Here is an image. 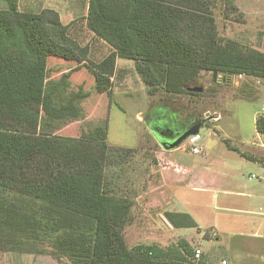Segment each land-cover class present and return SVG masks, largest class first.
Returning <instances> with one entry per match:
<instances>
[{"label": "trees", "instance_id": "trees-1", "mask_svg": "<svg viewBox=\"0 0 264 264\" xmlns=\"http://www.w3.org/2000/svg\"><path fill=\"white\" fill-rule=\"evenodd\" d=\"M4 1L0 249L30 248L46 240L53 255L63 254L73 264H192L184 255H189L187 246L162 250L126 244L122 231L133 200L124 190L107 191L119 177H109L105 170L106 123L78 138L55 134L81 118L79 101L88 92L69 89L68 72L48 76L47 61L57 57L82 65L83 48L68 37V26L54 9L33 13L19 10L16 0ZM212 1L88 0L87 29L112 47L91 68L95 90L112 95L109 78L116 58L133 60L146 85L161 87L172 97L193 93L186 88L203 70L220 73L224 81L237 74L264 76L262 52L220 42L208 5ZM254 126L264 135L263 116ZM164 217L175 228H199L187 212L165 211Z\"/></svg>", "mask_w": 264, "mask_h": 264}, {"label": "rangeland", "instance_id": "rangeland-1", "mask_svg": "<svg viewBox=\"0 0 264 264\" xmlns=\"http://www.w3.org/2000/svg\"><path fill=\"white\" fill-rule=\"evenodd\" d=\"M87 2L16 0L22 11H57L61 22L68 26V37L86 55L82 65L57 57L47 61L48 76L58 78L68 72L69 89L88 92L79 101L81 118L68 122L55 134L78 138L105 122V170L107 176L116 173L119 177L107 191L124 190L127 196L130 187L132 193L140 191L139 195L143 189L148 191L145 199L149 205L130 208L122 231L126 244L130 247L152 241L162 250L187 246L190 252L184 255L192 264H213L221 259L228 264H264V226L260 227V236L249 235L258 222L264 224V135L256 132L254 126L264 105V76L231 75L224 81L220 73L203 70L189 84L202 87V91L172 97L161 87L146 85L133 60L116 58L114 75L109 78L112 95L99 93L94 88L91 68L112 47L87 29ZM5 4L0 0V8ZM208 5L221 43L233 41L264 54V0H213ZM154 119L152 127L150 122ZM189 122L202 123L198 143L203 149L199 154L192 153L185 140L174 149H165L154 136L153 131L163 126L177 127ZM121 154L124 158L117 159ZM194 163L196 168L191 167ZM191 170L193 173L189 174ZM213 170L228 174L212 178ZM165 172H181L184 181L203 180L210 188L192 191L176 187L172 191L169 187V194L175 198L178 194L183 202L160 205L168 199L166 188H161L168 183ZM139 197L135 204L143 203L144 196ZM165 210L187 212L195 219L199 228L190 230L198 238L192 246L180 240L177 245L167 242L171 235L164 229ZM26 247L22 244L23 249H0V264H73L63 254L53 255L46 240ZM195 248L201 250V256L193 261Z\"/></svg>", "mask_w": 264, "mask_h": 264}, {"label": "crops", "instance_id": "crops-1", "mask_svg": "<svg viewBox=\"0 0 264 264\" xmlns=\"http://www.w3.org/2000/svg\"><path fill=\"white\" fill-rule=\"evenodd\" d=\"M116 62H118V61H116ZM191 167H195L196 168L197 165L194 163V165H192ZM191 173H193V170H191L189 174H191ZM220 174L227 175L228 173L227 172L225 173V172H220V171H214L213 170V171H211L210 176L212 178H215V177H218ZM164 176H165L166 180L168 181V183H165L166 185L163 184V186L161 185V188L162 187L166 188V190H167L166 194L168 195L167 196L168 199L166 200V202L161 203L160 205H177L178 200L180 202H183V198L181 196H179L177 193L176 194H177V197L179 199L177 197L175 198V197L171 196V194H169V192H168V190H169L168 188L169 187L172 189V191L176 187H178L177 190L179 188H181V187H185L186 189H190L192 191H205L208 188H210L203 180H202V182H200L199 179L197 181H191V182L184 181L183 180L184 175L181 172L180 173H178V172H176V173H174V172L173 173L172 172L171 173L170 172H165ZM119 182H120L119 183L120 186H122V185L124 186V183L122 184L121 181H119ZM114 184H116L115 181H114ZM202 184H205V186H203ZM126 186L130 187V185H128V184ZM114 188H116V187H114ZM117 189H118V187H117ZM143 190H144L143 194L139 195L140 191L136 192V190H135L132 193V190L129 189V194H131V199L133 200V205H149L148 202L145 199V197L148 195V191L146 189H143ZM133 194H134V196H133ZM138 195L139 196H144L143 197V203L142 202H138L137 204H135V202L138 201L139 198H141ZM165 211H169V210H165ZM176 212H178V211H176ZM165 222H166V225H164V227H165L164 229H165V231H167L168 234L171 235V239L167 241L169 243L173 242V243H175L177 245L176 242L180 240V241H183V242L187 243L189 246H192L193 241L198 238L195 234H193L191 232L190 229H192V228H175L166 219H165ZM261 226H264V224L261 223V222H258V224L251 230V234H249V235L250 236H254V235L260 236L261 235L260 234L261 233V230H260ZM200 233L202 234V237H203V233L201 231L199 232V234ZM142 244L149 245V244H152V241H146V242H144ZM159 246H162V245L159 244ZM224 260H226V259H224ZM205 263H206V261H205ZM215 263H217V262H215ZM226 264H228L227 260H226Z\"/></svg>", "mask_w": 264, "mask_h": 264}, {"label": "water", "instance_id": "water-1", "mask_svg": "<svg viewBox=\"0 0 264 264\" xmlns=\"http://www.w3.org/2000/svg\"><path fill=\"white\" fill-rule=\"evenodd\" d=\"M214 75L215 74H213V76ZM186 89L187 91H193V92L202 91V87L200 86H188ZM201 125H202L201 122H193L189 124L188 126L185 127V129L180 134H178L172 140L161 141V146L165 149H174L178 147L180 143H182V141H184L187 138V136L191 134H196L199 131V127Z\"/></svg>", "mask_w": 264, "mask_h": 264}, {"label": "built area", "instance_id": "built-area-1", "mask_svg": "<svg viewBox=\"0 0 264 264\" xmlns=\"http://www.w3.org/2000/svg\"><path fill=\"white\" fill-rule=\"evenodd\" d=\"M235 76L242 77L244 75L243 74H237ZM260 115L264 117V105L261 107ZM200 138H201V136H200V133L198 131L196 134H191V135L187 136V138L185 139L187 145L189 146L188 148L192 153L199 154L202 152L203 146L198 143ZM248 178H250V177H248ZM200 256H201V250L199 248H195L193 251L192 260L193 261L197 260V259H199ZM214 264H226V260L222 259V260H220V262L214 263Z\"/></svg>", "mask_w": 264, "mask_h": 264}, {"label": "flooded vegetation", "instance_id": "flooded-vegetation-1", "mask_svg": "<svg viewBox=\"0 0 264 264\" xmlns=\"http://www.w3.org/2000/svg\"><path fill=\"white\" fill-rule=\"evenodd\" d=\"M155 121H156V119H154L152 122H150V125L152 127H153L152 124ZM189 124H191V123L181 124V126H177V127L176 126L175 127H171V125H166V126H163V129H158L159 131H157V132L156 131L155 132L153 131V133H154V136L156 137V139L158 140V142L161 144V141L172 140L173 138H175Z\"/></svg>", "mask_w": 264, "mask_h": 264}]
</instances>
